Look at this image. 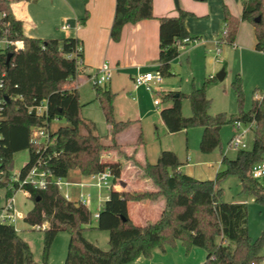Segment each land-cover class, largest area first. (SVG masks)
I'll use <instances>...</instances> for the list:
<instances>
[{"label": "trees", "instance_id": "trees-1", "mask_svg": "<svg viewBox=\"0 0 264 264\" xmlns=\"http://www.w3.org/2000/svg\"><path fill=\"white\" fill-rule=\"evenodd\" d=\"M0 0V32L6 28L8 36L23 41V47L0 52V72L3 86L0 98V190L6 196L14 190L28 192L34 205L24 221L33 228L46 224L43 230V260L39 263L30 244L13 224L0 223V264H47L49 250L60 231L70 235L68 254L64 264H128L140 256L150 257L154 250H165L180 241L186 252L198 246L206 251L202 264H262L264 256V230L252 238L248 227V207L243 202H226L222 198L220 183L230 175H236L242 191L252 195L264 205V185L251 174V167L264 160V92L254 98L249 111L227 117L225 113L211 115V100L206 87L216 77L205 79L201 87L191 92L158 91L162 103H171L160 114L169 132L192 127H202L200 150L210 153L220 145V131L227 123L254 120V141L251 148L237 149L235 158L224 155L225 168L214 179L201 180L179 170L180 159L173 150H162L155 163L147 160L141 165L144 176L150 178L156 191H118L110 188V194L98 212L92 227L93 215L89 207L64 197L59 187L50 181L46 189H36L30 184L19 187L14 181V155L28 149L29 162L19 172L24 178L29 169L41 157L46 161L44 169L66 178L72 170L89 176L109 169L116 184L121 177L123 164L119 160L102 158L106 150L118 148V134L136 123L134 120H117L114 113L116 93L107 84H93L95 99L99 102L109 125L110 134L98 133L94 122L81 116L82 103L76 86V78L82 73V41L76 37L40 38L27 35L24 23L15 17L11 3ZM88 0H84L86 3ZM188 11L179 9L176 16L159 18V66L163 78L172 75L171 61L180 54V44L190 36L185 25ZM260 16V21L255 19ZM153 0H116L110 36L118 41L126 23L153 18ZM86 17L82 19L84 23ZM241 20L249 21L255 29L256 49L264 52V0H242L240 17L227 5L223 6L225 28L221 40L234 43ZM82 50L79 51L78 47ZM8 53H12L7 62ZM72 54L71 57L69 55ZM238 102H243V85L240 75L233 82ZM257 90L254 92L256 93ZM6 96L8 99H6ZM190 102L191 115L182 112L183 100ZM44 100L47 110L37 114L35 107ZM64 120L53 129L56 121ZM47 127L54 143L44 149L33 142L32 129ZM141 128V127H140ZM145 144L142 129L134 142V154L138 146ZM133 159V155L127 157ZM135 160V159H134ZM163 195L165 205L159 217L144 225L136 224L128 212V202L153 200ZM89 228L109 233V248L103 249L85 236Z\"/></svg>", "mask_w": 264, "mask_h": 264}, {"label": "rangeland", "instance_id": "rangeland-1", "mask_svg": "<svg viewBox=\"0 0 264 264\" xmlns=\"http://www.w3.org/2000/svg\"><path fill=\"white\" fill-rule=\"evenodd\" d=\"M42 1L28 2L25 0L26 8L33 16V21L36 24L35 29L30 28L29 31H63L61 28L63 24L71 26L66 31H75L73 29V26L76 25V14L74 11L68 10L69 8L64 9V6L59 7V5L51 7L53 0H44V4L45 2H50L51 4L44 8L42 6L43 3L39 4ZM70 1H72L74 6L82 9V15H80L82 18H85L86 14L89 16V11L86 12V10H89L87 7L89 0L86 3L84 0ZM239 1V7L242 8V1ZM222 2L223 0H180L181 8L188 6L194 13H201L203 15L201 17L189 16L191 19V29L193 30L191 31L192 36L198 38L199 41L181 48L180 57H176L171 62L172 75L164 77L162 85H165L166 88L180 90L185 93L190 92L193 87H201L206 78L215 77L219 70L224 69L226 76L222 80L216 79L209 82L206 91L208 98L211 100L209 113L211 115L225 113L227 117H230L233 114H238L241 109L249 111L252 108L254 98H260L264 92V54L248 49L246 46L234 48L233 45L221 40L225 28L222 15ZM224 2L234 7L233 0H224ZM27 24L29 23L27 22ZM240 24L238 30H240ZM238 33L239 31H237L236 37ZM243 36L246 38L248 32L243 31ZM199 42L200 44L198 45ZM194 45L201 47L194 50L190 56L188 49ZM219 48L220 51H218ZM220 60H222L221 63ZM219 63L221 64L220 69L215 73H211V71L206 69V67L209 68L212 64ZM237 75H240L242 79V104L238 102L233 88V82L236 80ZM116 78L117 76L114 75L113 80L115 79L118 82ZM106 84L109 85L110 81ZM118 84L123 86L124 80L120 79ZM90 89H94L93 84H90ZM255 90H257L256 93L254 92ZM132 95L128 94V98H125L122 92L117 97L118 107L128 109V106L134 105ZM153 96L156 98L157 93L153 92ZM164 107H166V104L161 103L160 108ZM129 112L131 114L134 113L133 111ZM182 112L185 116H190L192 113L190 102L187 98L183 100ZM154 113L151 118L142 123L145 144L138 146L136 151V154L138 152L140 154L137 158H141L142 161H145L147 158L149 162L155 163L160 155V150H173L179 156L182 163L181 166L185 167L184 173H188V175L197 179L206 180L214 179L216 174L225 168L222 163L224 155H227L229 158H235L237 149L229 148L230 139L239 132L235 122L224 124L220 131V145L212 152L204 153L200 150L202 127H192L169 135L162 130L163 126L160 128L159 122H157L158 114H156V111ZM81 116L94 122L98 133L104 137L105 141L108 140L106 137L109 136L110 130L97 100H95L94 104L87 103L86 106H82ZM63 123H65L64 120L56 121L53 129ZM242 125L244 127L249 124L242 121ZM140 129V126L137 125L129 128L127 130V134L129 135L128 141L126 140L124 143L121 140L122 143H119L117 140L119 144L118 148L104 151L102 158L107 159L106 156L117 157L118 160L126 161L125 169H127V172L130 169L132 176L139 173L144 176L143 169L137 165L133 152L135 140L131 141L130 139L132 134L136 138ZM254 130L255 128L249 130L243 136L247 148H251L253 145ZM127 151H130L131 154L129 155L130 152ZM131 155H133V159L127 158ZM29 160L30 152L28 149L16 152L14 155V172L19 173ZM146 179L149 183H153L150 178L146 177ZM86 181L90 180L86 179ZM260 181L264 185V178H261ZM220 187L222 188V198L226 202H243L247 204L249 233L252 238H257L264 230V205L257 203L252 195L242 191L240 180L236 175L226 177L221 181ZM155 188L157 187L155 186ZM83 191L86 194V190L84 189ZM89 191L91 198L87 202V205L93 215L91 224L93 227L97 222L96 213L102 209L110 194V190L107 187L97 188L92 186L89 188ZM62 192L65 193L66 189L63 188ZM70 193L73 201H78L79 198L76 193H79V191L74 190ZM161 196L164 197L163 195ZM15 199L17 208L23 215H27L34 205L33 199L28 197L26 191L22 189L16 191ZM152 216L150 215V220L155 218ZM140 223L142 224L143 221H140ZM17 227L22 229L19 230V234L29 242L35 259L41 263L43 260V230L31 228L24 220L19 221ZM85 233L88 240L96 243L103 249L109 248L108 231L89 228ZM69 242V233L67 231H60L49 250L47 264H64L68 254ZM261 254L264 256V247Z\"/></svg>", "mask_w": 264, "mask_h": 264}, {"label": "crops", "instance_id": "crops-1", "mask_svg": "<svg viewBox=\"0 0 264 264\" xmlns=\"http://www.w3.org/2000/svg\"><path fill=\"white\" fill-rule=\"evenodd\" d=\"M26 1L32 2L36 0H26ZM43 1L40 2L39 4H42ZM174 2L175 1L173 0H153L154 17L143 19L135 23H126L122 28L121 36L118 41H114L110 36V30L114 19L116 0H89L87 4L89 10H86V12L89 11L88 12L89 16L86 14V20L84 23L81 22L83 18L80 16L82 15V9H80V7L74 6L72 1L53 0V4L51 7L58 5L59 7L64 6V9L69 8L68 10H72L75 12L76 25L73 26V29L75 31L72 32L66 31L67 29L71 28V26H69V28L67 29L62 28V26L65 24L61 26L63 31H29L30 28L35 29L36 24L33 21V16L29 13V10L26 8L25 0H13L11 3V7L15 17L23 21L24 32L27 35L40 37V38L76 37L82 41V47H83L82 73L77 76L75 81L76 86L80 93V100L82 106H86L87 103L94 104L96 100L95 91L94 89L93 90L90 89V84H92V82L90 81L89 77L90 75L94 74L95 71L97 72L99 67L104 62H108L112 67V77L110 79L109 86L116 93V97L114 101V113L116 119L121 121L134 120L136 121V123L133 124V126L137 125L140 126L142 129L143 128L142 123H144L145 120L151 118L155 114L154 111H156L157 112L156 114H158L157 122H159L160 128L161 126H163L162 130L170 135L173 134L174 132L172 133L168 131L160 114L162 110V108H160V104L162 102L159 104H155V100L156 99L161 100V98L158 94L157 97L154 98L153 92L157 93L158 91H180V90L166 88L165 85H162L163 83L162 81L160 84L154 86L153 91H148L145 89L144 86H136L134 83V77L138 73L155 70L159 66V51H160L159 18L176 16L179 13V9L188 11L190 14L186 16L185 25L190 33V37H193L191 32L193 31L191 29V19L189 16L194 15L197 17H201L203 15L201 13L200 14L194 13L193 10H191L188 6H186L185 8H181L180 0L178 2L179 4L178 6ZM233 2L235 9L233 6H229L223 0L222 15H223V6L227 5L234 15L240 17L242 12V8L239 7L240 1L233 0ZM45 4L44 3L42 4L44 8H46V6L50 4V2L49 3L45 2ZM192 21H194V19H192ZM27 22L29 24H27ZM238 31H239L238 36L236 37L234 43L231 44L233 45L234 48H237L239 46H246L248 49L254 50L255 52H259L260 54H264V52L258 51L256 49L255 29L254 26L249 21L241 20L240 30ZM243 31L248 32V36L246 38L243 36ZM199 44L200 42L198 43V45ZM200 47L201 46L197 47L195 45L193 47H190L188 49V53L190 54V56L193 54L194 50L199 49ZM181 48L184 47H180V50ZM218 51H220V48L218 49ZM178 57H180V54L178 55ZM221 62L222 60H220V63ZM220 63L212 64V66H210L209 68L206 67V69L208 71H211V73H215L216 71H218V69H220V65H221ZM219 73H222L223 75L222 79L226 76V72L224 69L219 70L217 74ZM114 75L117 76L116 79L118 82L120 79L124 80L123 86H120L118 82L115 81V79L113 80ZM122 92L124 93L125 98H128V94L132 95L133 93L134 95V96L132 95V100L134 105H132L131 107L128 106V109L127 108L124 109L123 107H118L117 97L120 96ZM165 104L166 106L171 105V103H165ZM182 108H183V104H182ZM81 111H82V107H81ZM129 111H133L134 113L131 114ZM130 137H131L130 138L131 141H134L137 138V137L135 138L133 134ZM128 138L129 135L127 134V130L118 134L117 136V140L119 141V143L121 142V140H123L125 143L126 140L128 141ZM130 154L131 152L129 153V155ZM138 155H140L139 152L137 154L135 153L137 165L141 168V165L144 163V161H142L141 158H137ZM106 158L109 160H118L117 157H113V156L110 157L106 156ZM145 160H147V158ZM119 161L123 164L124 169L122 170V174L118 183L114 184L113 178L111 179V182L113 184L112 187L115 190L128 191V192L157 190V188H155L153 183H149L146 177L142 176L141 173L132 176L130 174L131 173L130 169L127 172V169H125L126 161L120 159ZM184 168L185 167L180 166L179 170L183 172ZM86 179L90 180V176H83L80 174L79 171L72 170L69 173V175L65 178L68 184L63 185L62 188L60 189V192L63 195L65 193H69L71 196L70 193L71 191L78 190L79 193L76 194H78V198H79L80 193H84L83 190L85 189L86 190V194L84 193L86 196L85 204L87 205V202H89V199L91 198V193L89 191V188L92 186L88 185L89 181H86ZM63 188L66 189L65 193L62 192ZM108 189L110 190V188ZM26 193L28 197H30L28 192ZM164 205H165V199L161 195H158L153 200H143L138 202L130 201L128 202L129 216L136 224L144 225L147 222L155 221L159 217L161 211L163 210ZM97 215L98 212L96 213V218ZM150 215H153L152 217L155 218H153V220H150ZM140 221H143V223L141 224ZM205 253L206 251L198 246H194L191 248L189 252H186L181 242L177 241L174 247L168 245L166 246L165 250L156 249L153 251L150 257L140 256L136 260L128 264H202L206 259Z\"/></svg>", "mask_w": 264, "mask_h": 264}, {"label": "built area", "instance_id": "built-area-1", "mask_svg": "<svg viewBox=\"0 0 264 264\" xmlns=\"http://www.w3.org/2000/svg\"><path fill=\"white\" fill-rule=\"evenodd\" d=\"M5 14H0V19L4 17ZM69 24H65L62 26L63 29L69 28ZM199 41L198 38L194 37H185L180 47H185L189 44L197 43ZM23 47V41L14 40L8 36V31L6 28L3 29V32H0V52H5L7 49L13 48L14 50L21 49ZM78 50L81 51L82 48L79 46ZM72 54L69 55L71 57ZM79 63H82V60H79ZM3 76L4 74L0 72V88L3 86ZM112 77V67L108 62H104L98 69V71L92 75H90V81L92 84L103 85L110 81ZM163 81V76L158 69L146 71L142 73H138L134 77V83L136 86H144L146 90L153 91L154 86L160 84ZM3 99L0 98V110L2 109ZM161 103L160 99L155 100V104ZM47 110V101L44 100L39 105L35 107V111L37 114H44ZM249 125H245L243 127L242 121H236V127L238 129V133L235 134L229 141V148L232 149H246L247 144L243 140V136L251 129L256 127V123L254 120L247 122ZM33 142H36L47 149V147L51 146L54 143V139L51 137L50 130L45 127H34L32 129V137ZM46 161L41 157L37 160V162L29 169L28 173L24 178H20V174L16 173L13 178L14 181L19 183V187H22L25 184H30L36 189H46L49 182L53 181L59 189L62 188L63 185L68 184L64 177L54 176L51 173H48L43 164ZM251 174L256 179L264 178V160H260L253 164L251 167ZM90 176V181L88 185L93 187L102 188L107 187L111 188L113 186L111 179L113 178L112 172L109 169L104 171L93 173ZM20 190V189H18ZM17 190L13 191V194L10 196H6V190H0V223L3 224H13L17 230H22L17 227V223L21 220H24L26 215H23L21 211L17 208L15 193ZM64 197L68 200L73 201L72 197L69 193H65ZM77 202L86 203V196L84 193H80L79 199ZM46 224H36L33 226L35 229H45Z\"/></svg>", "mask_w": 264, "mask_h": 264}, {"label": "water", "instance_id": "water-1", "mask_svg": "<svg viewBox=\"0 0 264 264\" xmlns=\"http://www.w3.org/2000/svg\"><path fill=\"white\" fill-rule=\"evenodd\" d=\"M175 1V3H176V5L178 6L179 4H178V2H179V0H174ZM260 16L259 17H257L255 20L256 21H260ZM11 56H12V53H8V55H7V62L10 60V58H11ZM222 73H219V74H217L216 75V77H217V79H219V80H221L222 79ZM6 99H8V97L6 96Z\"/></svg>", "mask_w": 264, "mask_h": 264}]
</instances>
